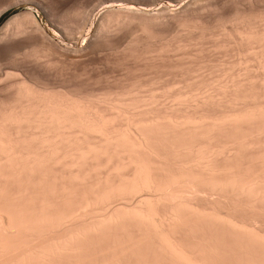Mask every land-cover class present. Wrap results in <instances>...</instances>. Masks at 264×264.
<instances>
[{
  "label": "bare ground",
  "instance_id": "6f19581e",
  "mask_svg": "<svg viewBox=\"0 0 264 264\" xmlns=\"http://www.w3.org/2000/svg\"><path fill=\"white\" fill-rule=\"evenodd\" d=\"M226 1L162 7L158 13L171 15L179 29L192 27L175 48L217 36L220 23L202 14ZM28 2L0 0V18ZM117 5L104 6L98 34L119 21L141 26L150 14L147 5ZM258 12L236 13L234 23L226 15L232 25L221 21L223 38L214 48L229 60L217 64L202 50L189 53L188 62L164 61L171 48L149 29L161 17L150 16L142 48L132 43L128 54H156L147 65L156 75L122 87L59 90L44 73L21 67L25 81L0 95V264H264V11ZM23 15L36 20L30 10L16 18ZM38 33L47 53L33 51L41 55L35 63L66 51ZM97 40L79 51L101 49ZM166 76L175 80L162 86Z\"/></svg>",
  "mask_w": 264,
  "mask_h": 264
},
{
  "label": "rangeland",
  "instance_id": "374dc122",
  "mask_svg": "<svg viewBox=\"0 0 264 264\" xmlns=\"http://www.w3.org/2000/svg\"><path fill=\"white\" fill-rule=\"evenodd\" d=\"M189 1L190 0H51V1L50 0H47V1L46 0H44V1H42V0H29V2L26 4L17 5L16 7L12 6V8L10 7L9 10H7L0 18V31L1 32L7 25L11 26V28H13V26H14L13 29L15 30L14 31L13 29H11L8 26V30H9L8 36H10V35L11 36H10V38L7 36V39L5 38L6 39L5 41L7 43L10 42L9 46L6 45L7 43L5 41H4L5 45L3 44L4 45L3 46L1 43V46H0V50L2 49V51H3L0 54L1 55L0 56V95H2L4 97L10 96L12 93V90L9 88L18 82L22 83L21 82L22 80L25 81L24 78L26 79V77H24L25 74L23 73V72H25V71H23L25 69L28 70L25 72L26 74L30 73V72H34V71L44 73L42 75L45 78V82L46 81L49 82L50 85H52L54 88L59 89V90H61L60 87H62V89H63V87H71V88H78V89H81L83 91H87V90H91V89L103 91L107 87L113 88V87H117L120 85H121L120 87H122V84H125V83L130 84L129 82L133 81V78L137 79V77H146V79H147V77H155L156 71L155 70L152 71L151 68L150 69L147 68V65H149L153 61L157 60L156 54L155 55L152 54L151 56L148 55L150 57L145 56V57L140 58V59H137V58L135 59V57L134 58L132 57V59H130V56H129L130 54H128L130 52V50L132 51V49H130V47L134 43H138L140 49L142 48L141 43L143 44V42L141 40V37H142V39H143V37L145 38L143 31H142L144 28V25H148L147 26L148 28L151 26L149 29H151V28L154 29V31H156V33L161 32L162 35L164 34L165 39L163 40L164 41L163 44H168L171 48L170 50L167 49L165 52H163V54H161L162 55L161 58L164 61L167 60L166 62H168V63L170 61H172L174 63L177 61L181 62V60H187L186 62H188L189 59L186 57H189V55H188L189 53H191V54L197 53L199 50H202L203 52L205 51L204 55L207 56L206 58H208L209 60L212 61L211 64H217L219 62V60L224 61L223 58L225 60H229L228 59L229 57L225 56L221 51H217L214 48V44L217 42V40L219 38H221L220 40H222V38H223L220 35L222 33V31H220L221 28H219L218 25H220V24L222 25L223 24L222 22L228 23V21H230V19L228 20L229 17L232 19V21L234 23L235 20H233V19L237 20L239 17H241L242 14L247 15L246 13H248V15H250L252 12L257 13L258 11H260V12L264 11V0H252V1L251 0H227V1L225 0L227 3L224 2V4L221 7L216 8V9L215 8L207 9L202 14L203 17H206L205 18L206 20L208 19V21L214 23V25L216 23L217 24L220 23V24L216 25V28L214 27V30H213V32H215L214 34H216L217 36H214L213 38L208 37L207 39H205L203 41H198V42L195 41L194 43L192 42L191 43L192 45L186 44V45H190V46L189 47L187 46L186 48L181 49L182 50L181 51L180 49L177 50L175 48L176 44L178 43L179 38L180 39H181V37L185 38L186 36H188L190 34L189 30L192 29V27H191L192 25L190 26L191 27L190 29H189V27H187L188 29L185 27L182 28V26H180V29H179V26H177V25L175 26L173 21H171V15H169V14L167 15V13L161 14V13H158V11L162 7L166 8V9H167V7H170V8H168L169 9L168 11H170V10L173 11L174 9L181 7L182 5H184L185 3L189 2ZM106 3L107 4H115L116 3V5L118 4L117 5L118 7L121 5H126V4L135 5V7H137V8H141V7L147 8V6H150V8L148 7L149 12H150L149 17L151 16V17L155 18V16L156 17L160 16L162 24L161 25L159 24V26H157L153 22L151 24V21L148 22V23H150V26H149V24H145V23H147L146 21H148L149 17H147V20L146 19L143 20V22L145 21L144 24H143V22H141L142 27L138 23L140 21H133V22H128V23H126V22L122 23V21H119L120 22L119 25L121 24L122 26H119L118 22H115L113 25V27H114L113 30H112V28H110V31L114 32V33H111L109 30H106V33H105V31L104 32L101 31L103 33V36H102V33L98 34V32L96 30H97V24H98L100 14L103 12V9H104V6H106ZM178 3H181V4L179 6H173V4L178 5ZM42 6H43L44 10H43ZM82 9L84 12L81 11ZM86 9H89V11H86ZM255 9L257 11H255ZM29 10L31 11L32 14H34V16H33V17H35L34 20L36 19L38 22L35 20L36 23L35 22L32 23V20H30V21L26 20V19H29L30 17L27 18V16H26V18H25L24 15L22 16L23 18H21V17L16 18L18 15L25 14V12H27ZM78 10H80L82 13H80V11H78ZM245 10H246V13H244ZM251 10H254V11H251ZM85 11H86V13L89 12L91 14V15H89L90 17H87V14L85 13ZM74 12H76V13H74ZM236 13L238 15V18H237ZM76 14H77V16H76ZM79 14H81V15H79ZM252 14H254V13H252ZM226 15L228 18L226 17ZM83 16H84V18H83ZM221 16H222V18H221ZM3 17H5V19L1 22V19ZM85 17H87L86 18L87 20L85 19ZM151 17H150V20L153 19V18L151 19ZM223 18H227L226 21ZM12 19H15V20H12ZM17 19H19V20L16 21ZM24 19L27 22L24 23ZM84 19L86 21L85 23L83 22ZM232 21H230L229 23L231 24ZM229 23H228V25H229ZM18 24H20V26H18ZM29 25H33V26L30 27ZM24 26L30 30H28ZM36 26H37V28L40 27L41 32H44L45 34H47L45 36L49 37V39H51L53 41V43H56V45L58 44L57 46L61 47V50L64 48V49H66L67 52H69V53H66L65 50H64L65 52H63V50H62L63 55H64V53L69 55L71 52H73L74 55L71 53V55H72V56L70 55L71 58H69L70 56L69 57L66 56L67 58H65L64 56H62V54L60 56V53H57V54H52L50 56L51 58L46 57L47 59L44 58L45 56L43 57V55H42V58L40 57L41 61L39 59L35 63L33 61L34 59H32V58L36 54V52H37L36 50L39 49V47H40L41 50L39 49V51L42 52V49H44L47 45V44H45V42H43L45 40L42 36V33L37 34V32H39L40 30L38 31V29H36ZM217 26L219 29L217 28ZM227 26L225 25V27H227ZM110 27H112V25ZM141 28H142V30H141ZM16 29H17V31L19 29L20 30L16 33ZM42 29H43V31H42ZM114 29L116 31H114ZM35 30H36V32H35ZM187 30L189 31V34H188ZM218 30L220 32H218ZM21 31H22V33H21ZM138 31H140V32H138ZM14 32L16 34H14ZM66 32H68V33H66ZM107 32L109 33L108 35H107ZM69 33H70V35H69ZM71 33L72 34L74 33L75 35L74 34L72 35ZM184 33L186 36L184 35ZM17 34L21 38L18 37ZM23 34H25V36ZM96 34H98V35H96ZM28 35H29V37H28ZM95 35L98 38L94 37ZM14 36L16 38H14ZM99 36H101V38ZM114 36L116 37L115 39H114ZM26 37H28V38H26ZM108 37H110V38H108ZM137 37L140 38L141 42L136 41ZM215 37H217V39ZM40 38L42 41H40ZM93 39L94 40H97V39L100 40L101 43L97 40L100 43L99 48H100V46H103V47H101V49L96 50L99 52L95 51L93 53H89V55H88L87 53L85 54V52L79 51L88 43V41L93 40ZM110 39H111V41H110ZM140 40H138V41H140ZM158 40H161V41L156 40V42L154 41V44H157L159 46V45H161L160 43L162 42V39H158ZM166 40H168L172 44H170ZM11 44H12V46H10ZM138 44H136L137 45L136 48L134 47L135 49L139 48ZM144 44H145V42H144ZM128 48H129V50H128ZM198 48H200V49H198ZM7 49H10V50L8 51ZM187 49H188V51L186 52ZM127 50H128V52H126ZM213 50H215V51H213ZM33 51H36L35 54H33L34 53ZM76 51H78V53ZM210 51H212L213 54ZM24 52H25V54H24ZM26 53H29V54H27L28 56L25 59ZM44 53L45 54L47 53V48L41 54H44ZM58 54H59V56H58ZM91 54H94V55H91ZM37 55L41 56L40 54H37ZM37 55H35V56H37ZM75 55H76V57H75ZM127 55L129 56V58ZM153 55L155 58L152 57ZM37 57H34V58H37ZM151 57H152V59H151ZM153 58L156 60H153ZM179 59H181V60H179ZM158 61H162V60L158 59ZM211 61H209V62H211ZM46 63H48L49 66H47ZM21 67H22V69L24 67L25 68L23 70H21L20 69ZM37 68H38V70H37ZM171 77L173 78V76H166L162 81V83H163L162 86L165 83L167 84V82L171 83L175 80V79H171ZM96 85H97V87H96ZM162 86H160V87H162ZM120 87H118V88H120Z\"/></svg>",
  "mask_w": 264,
  "mask_h": 264
},
{
  "label": "trees",
  "instance_id": "16d2710c",
  "mask_svg": "<svg viewBox=\"0 0 264 264\" xmlns=\"http://www.w3.org/2000/svg\"><path fill=\"white\" fill-rule=\"evenodd\" d=\"M4 19H5V17H3V18L1 19V22H2Z\"/></svg>",
  "mask_w": 264,
  "mask_h": 264
}]
</instances>
